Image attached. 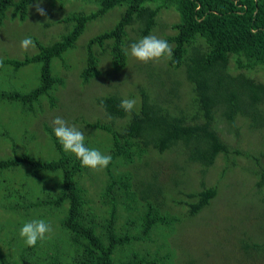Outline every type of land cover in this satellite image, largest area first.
<instances>
[{"label":"trees","instance_id":"trees-1","mask_svg":"<svg viewBox=\"0 0 264 264\" xmlns=\"http://www.w3.org/2000/svg\"><path fill=\"white\" fill-rule=\"evenodd\" d=\"M43 1L48 11L40 24L59 25L55 37L51 34L45 42L28 36L34 51L2 58L0 64V73H9V87H0V107L10 103L20 119L26 114L30 119L39 117L45 111L43 102L48 109L64 105L55 95L64 85L58 61L64 68L75 65L65 62L79 48V35L93 23L112 22L81 45L76 73L80 84L101 74L97 66L102 59L114 72H121L128 63V46L166 26L157 19L161 11L175 16L166 26L170 31L159 37L172 46L173 55L159 62L138 61L126 89H99L89 99L96 107L91 118H80L81 107L71 108L72 99L66 108L76 116L59 115L68 125L73 119L75 126L82 122L85 145L111 155L103 170L82 167L66 153L51 122H40V141L29 132L19 144L13 131L4 130L9 148L4 145L8 151L0 157V171L9 169V188L1 187L0 195L17 221L9 223L6 238L0 235L6 255H0V264H194V258L182 262L175 256L168 237L217 197L216 183L205 185L201 180L206 170L220 157V179L234 170L237 156L251 162L245 171L253 179L252 194L262 196L259 205L249 208V224L238 228L233 256L262 264L264 0ZM32 3L0 0V24L23 22ZM50 10L59 11L60 17L52 18ZM29 64H38L36 80L12 84L16 73ZM124 98L137 101L130 117L119 107ZM253 132L260 133L255 141L249 138ZM162 170H170L168 178ZM191 171L199 173L198 187L188 179ZM32 219L46 220L53 231L28 247L19 232ZM217 229L214 226L218 233ZM219 234L229 238V226Z\"/></svg>","mask_w":264,"mask_h":264},{"label":"rangeland","instance_id":"rangeland-1","mask_svg":"<svg viewBox=\"0 0 264 264\" xmlns=\"http://www.w3.org/2000/svg\"><path fill=\"white\" fill-rule=\"evenodd\" d=\"M75 3H79V1H76ZM41 6L48 11L44 1ZM67 7L68 6L65 5L64 9ZM50 11L52 12L50 14L52 18L60 17L59 11ZM111 13L115 14L116 12L113 10ZM41 17L42 16L37 14L35 9L32 8L28 17L23 22L15 20L9 22L5 20L3 24H0V59L9 57L20 58L24 54L34 51V48H29L28 51H23L20 47L21 41L28 36L35 35L38 38L41 37L40 39L45 42L50 41L51 34L55 37L60 26L50 24L49 27L44 28L42 24H40ZM33 19H35V21ZM157 19L160 23L169 26V24L175 19V16L172 11L166 10L161 11L158 14ZM110 23H93L92 25H89L81 35H79L76 42V45L79 48L73 50L71 52L72 57L70 59L66 58L67 61L65 62L75 64L74 66L64 68L62 63L58 61V71L64 79V85L63 87H60L58 92H55V95L56 98H58V101L64 103L62 107L57 106L53 109H48L46 103L43 102L42 105L45 111L43 114L41 113L39 117L33 119H30L31 115L28 114L20 119L15 113V107L13 108L10 103L9 105L5 104V107H0V157H4V154L8 151L4 145L9 148L7 144L8 139L2 135L4 130L13 131L19 144L29 138V132L36 135L39 139L41 138V121L44 120L49 123L59 115L69 119L76 116L73 111L66 108V104L70 99L73 101L70 106L71 108L78 109L81 107L77 113L80 118H91L92 111H94L96 107H94L95 104L89 99L93 97L99 89L102 87L111 88L113 86L116 90L120 88L126 89L128 87L129 78H133L138 70V61L130 56L126 67L121 70V72H114L112 68H109L108 63H106L107 61L102 59L97 66L99 70H101V74H99L96 79H90L86 84H80L76 76L77 70L81 66V61L79 60L82 57L81 45L89 36L93 33L99 32ZM166 26L155 28L152 35L160 37L161 32H169L170 29L166 28ZM6 70H9V67ZM107 70L111 72L110 76L108 73H105ZM37 74L38 64L22 66L11 80V83L18 84L19 82H33L36 80ZM0 77L2 78L0 79V82L3 81L0 84V87H9V73L7 72L5 75L0 73ZM1 104L2 103H0V106ZM11 108L13 109L10 110ZM75 121L76 119H73L71 123L69 122V126H75ZM76 127L78 129L83 128L84 124L81 122V125ZM259 134L260 133L253 132L249 138L253 140L259 137ZM32 147L37 152V146L35 143L32 144ZM160 158L159 161L167 164L166 158ZM158 164V162H154L155 167H157ZM249 164H251V162L248 159L237 156L236 163L233 166L234 170L232 172H226L222 178L218 179L221 165H223V161L219 157L216 159L214 166H211L206 170L204 177L201 180L205 185L216 183L218 188L217 197L212 199L210 204L199 214L193 216V218L184 219L180 229L177 232L174 231L171 233L167 240L170 245H173L170 250L176 257H179L182 262L191 257L194 258V264H254L249 257L243 258V256L239 254L233 256L238 245V243L235 242V236H237V233L240 230L238 228L241 223L244 225L249 224L252 219L249 215L252 213L250 209L256 207L257 204H260L257 200L262 196L261 194H257L254 197L252 194L251 186L253 179L248 178V174L245 171ZM20 168H23V166H20L17 169ZM169 171L170 170L166 173L165 170H162L161 175L168 178L167 175ZM21 175L22 172L20 171L17 174V177L19 178ZM188 179L193 185L198 187L200 177L197 171H191ZM4 185H8L9 188V169L0 171V189ZM246 190L250 191L247 193V197H243V192ZM183 209L184 207L179 208L176 211H183ZM16 221V216L9 213V208L5 209L2 205V198L0 195V230L5 229L4 231H1L2 233L0 235L6 238L5 232L9 227V223H14ZM233 223L235 228H232ZM214 226H218V233L214 230ZM227 226H229L230 237L228 238V234H223V237L221 238L219 232L226 233ZM1 246L2 244H0V255L6 256L1 251ZM262 264H264V260H262Z\"/></svg>","mask_w":264,"mask_h":264},{"label":"clouds","instance_id":"clouds-1","mask_svg":"<svg viewBox=\"0 0 264 264\" xmlns=\"http://www.w3.org/2000/svg\"><path fill=\"white\" fill-rule=\"evenodd\" d=\"M43 0H33L30 5L40 16H46V10L41 6ZM23 51L34 48L35 44L31 37H26L20 43ZM131 58L147 64L149 62H159L162 58L171 59L173 55L172 46L165 39L155 35L143 36L138 41L131 43L126 50ZM3 60L0 59V64ZM137 101L134 98H124L120 101L119 107L129 115L136 109ZM53 134L62 149L66 153H71L79 161L82 167L90 170H103L108 167L112 157L110 154L102 153L99 149L89 148L85 145V133L76 126H69L67 121L60 116H56L51 121ZM53 231L49 222L44 219H32L26 221L20 228L19 235L28 247H34L38 241L48 238V234Z\"/></svg>","mask_w":264,"mask_h":264}]
</instances>
